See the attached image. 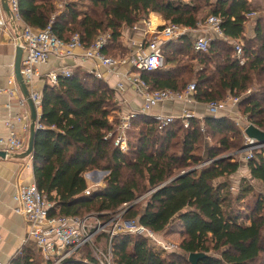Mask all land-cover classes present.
<instances>
[{
  "label": "trees",
  "instance_id": "obj_1",
  "mask_svg": "<svg viewBox=\"0 0 264 264\" xmlns=\"http://www.w3.org/2000/svg\"><path fill=\"white\" fill-rule=\"evenodd\" d=\"M249 1L68 0L60 12L53 0H20V12L24 23L36 30L46 29L55 17V35L69 41L78 34L85 48L108 35L102 53L114 59L129 54L121 41L123 29L148 21L151 14L191 30L219 17L230 41L213 39L208 53L196 51L190 36L167 42L164 66L141 72V78L152 91L182 93L195 84L194 98L204 105L239 98L237 111L264 132V19H259L253 38L247 37V15L254 11ZM237 42L243 43V65L236 55ZM41 101L42 128L33 153L35 183L55 203L58 216L81 217L93 211L106 222L149 194L144 210L135 204L125 220H135L161 237L179 235L178 250L163 252L145 237L119 234L112 241L118 264H191V254L207 256L198 264H264V192L254 206L251 203L252 181L264 189L263 154L246 162L248 179L237 192L226 180L242 167L234 157L222 159L244 148L242 141L245 146L236 119L228 114L197 117L189 128L176 120L159 129L153 116L139 115L127 132L124 153L115 145L119 119L110 120L117 112L115 92L103 81L76 71L69 78L60 77L56 86L47 85ZM209 136L222 138L202 155L200 146L211 141ZM207 162L211 163L197 169ZM97 171L108 173L104 186L87 196L85 175ZM13 264L46 263L36 245L29 244ZM62 264H95V259L84 248Z\"/></svg>",
  "mask_w": 264,
  "mask_h": 264
},
{
  "label": "built area",
  "instance_id": "obj_2",
  "mask_svg": "<svg viewBox=\"0 0 264 264\" xmlns=\"http://www.w3.org/2000/svg\"><path fill=\"white\" fill-rule=\"evenodd\" d=\"M1 1V0H0ZM68 0H53L58 11H63ZM230 1V0H222ZM10 11L13 15L16 30L14 41L23 49V59L21 72L24 81L29 89L30 97L33 100L37 110L41 107L42 96L35 91V79L38 77L37 67L45 64L51 58L58 59H75L77 51H83L82 59L96 63L99 67L109 71H114L118 66L127 64L130 72L125 76V80L135 89L137 94L143 99L142 107L139 112H131L119 119V125L115 131V145L122 152L128 151V134L132 127V120L139 115H151L158 122L159 129H164L174 124L176 120H181L185 128H189L190 121L197 118L190 108H184L179 117L167 116L163 114H153L152 110L166 103H181L189 106L197 102L194 98L196 85L191 84L187 89L180 92L173 91H152L150 86L141 78V72H155L164 66L163 44L158 37H152L149 41H145L146 51L131 55L126 60H117L106 56L102 53V49L106 46L109 36L99 37L90 48H85L81 42V37L75 34L69 41L59 39L53 29L55 17L52 18L50 25L44 30H36L26 25L21 17L20 0H8ZM264 3V0H263ZM59 12V13H60ZM254 14L247 15V18L253 17ZM144 24L150 25L148 21ZM222 21L219 17H210L206 24L201 25L196 30L181 27L176 24H169L162 31H152V35H160L164 40L178 41L183 37L189 36L193 31L204 29L214 32L220 40L230 41L223 34L221 29ZM194 48L196 51L208 53L210 41L206 37L193 38ZM145 47V48H146ZM237 58L241 60V64L245 63L242 59L243 47L237 42L235 44ZM95 77L101 79L99 73H94ZM73 75L70 71H57L48 74L50 85L56 86L60 77L69 78ZM12 84L15 81H11ZM124 84L118 83L117 89L123 90ZM2 91H0L1 97ZM11 92L10 94H12ZM249 94L254 91L250 90ZM240 100L236 97H228L226 100L210 102L205 104L207 113L211 117H217L221 114H232L236 116L237 123L245 120L247 125L243 128V136L245 146L241 152H245L246 161H250L256 154H263L264 143L250 139L245 130L253 125L248 119L237 111ZM22 105H26L25 101H21ZM17 122L22 123V118L17 117ZM13 123H9L11 126ZM254 126V125H253ZM13 127V125H12ZM41 129L42 125H38ZM27 130V126H24ZM110 135L109 137H111ZM27 148L23 138L16 132H11L7 138H0V151L6 154H20ZM240 152V151H239ZM211 162L204 163L199 166L203 168ZM91 189L85 192V195H91ZM149 194L140 198L143 200ZM16 207L14 212L23 217L29 224V232L27 242L36 245V249L42 255L46 264H62L71 259V257L79 250L88 248L95 259V264H118L115 260L113 250V238L119 234H129L134 236H142L148 239L157 250L163 252H173L178 250V246L170 242H165L161 236L154 231L140 225L137 221L124 220V214L130 209V206L121 209L119 214L113 215L110 220L104 222L101 214H93L86 217H63L58 216V209L54 202L50 201L47 195L42 193L36 183L21 185L17 188L14 198ZM139 201H136L137 204ZM55 216H52V214ZM102 235H108L104 241L98 238ZM21 251L18 253L20 255ZM17 255V256H18ZM13 264V259L7 263Z\"/></svg>",
  "mask_w": 264,
  "mask_h": 264
},
{
  "label": "crops",
  "instance_id": "obj_3",
  "mask_svg": "<svg viewBox=\"0 0 264 264\" xmlns=\"http://www.w3.org/2000/svg\"><path fill=\"white\" fill-rule=\"evenodd\" d=\"M249 3L254 7V11L250 13L254 16L248 19L245 33L247 37L253 38L259 19H264V3L263 0H250ZM148 22L150 25L143 22L132 28H124L127 30L123 29L121 41L129 49V54L127 57L117 60L124 61L131 55L146 51L145 41H149L152 37H158L163 45L168 42L157 35L156 32L154 36L151 34L152 31L161 30L168 24L156 14H151ZM127 33H130L128 37ZM15 34L0 1V91H2L0 97V138H7L11 132H16L28 145L31 125L30 110L27 103L26 105L21 104V101L25 100L15 79V62L18 48L14 41ZM189 36L192 38L206 37L211 41L218 38L214 32L202 28L193 31ZM82 55L83 51L80 50L76 52L75 59L53 57L49 62L38 65V77L35 79L34 85L35 91L42 96L45 87L50 85L48 74L51 72L70 71L74 73L80 71L93 76L94 73H99L102 76L99 80L115 92L117 112L112 115L110 119L112 122L115 118L118 120L131 112L140 111L143 99L125 80V76L130 72L127 64H122L114 71H109L99 67L94 62L84 61ZM13 80L15 81L14 84L11 83ZM118 83H123L125 88L118 91ZM11 92L13 93L10 94ZM185 107L190 108L199 118L209 116L205 105L198 101L189 106H184L181 103H166L153 109L152 113L179 117ZM37 112L38 116L41 117V107ZM17 117L22 118V123L17 122ZM9 123L13 124L10 126ZM25 125L27 130L24 129ZM8 155L10 154H7L6 158H0V262L2 263H7L16 258L24 247L33 244L27 242L29 224L23 217L14 212L16 202L13 199L19 186L35 182L33 156L25 160H19L12 159ZM93 173L88 174L89 180L97 181L100 174L92 175Z\"/></svg>",
  "mask_w": 264,
  "mask_h": 264
},
{
  "label": "water",
  "instance_id": "obj_4",
  "mask_svg": "<svg viewBox=\"0 0 264 264\" xmlns=\"http://www.w3.org/2000/svg\"><path fill=\"white\" fill-rule=\"evenodd\" d=\"M1 4H2L4 12L6 13V15L9 19L11 27L14 30H16V24H15L13 15L10 11L8 0H1ZM22 59H23V49L18 45L16 62H15V79H16V82L18 84V87L20 89L22 96H23L24 100L26 101V103L29 107L30 120H31L30 134H29L27 149L23 153H20V154L8 155L12 159H19V160H25V159H28V158L33 156L34 149H35V143H36V139H37L38 131H39L38 125H41V119H42V116L41 117L38 116L37 108H36L33 100L30 97L29 89H28V87L24 81V78H23V75L21 72ZM245 133L250 139L256 140L261 144L264 143V132L261 131L260 129H258L257 127L250 125L245 130ZM6 157H7V154L5 152H0V158H6ZM225 158L226 157H223L222 159H225ZM191 172H193V170L185 172L182 175L177 176L172 181L179 180L180 178H182L188 174H191ZM97 174L104 176V175H107L108 173L97 171V172H94L92 175H97ZM135 204L136 203L131 205L130 208L135 206ZM206 257L207 256L205 254H191V255H189L188 261L191 264H198L199 261L205 259Z\"/></svg>",
  "mask_w": 264,
  "mask_h": 264
},
{
  "label": "rangeland",
  "instance_id": "obj_5",
  "mask_svg": "<svg viewBox=\"0 0 264 264\" xmlns=\"http://www.w3.org/2000/svg\"><path fill=\"white\" fill-rule=\"evenodd\" d=\"M127 28V27H126ZM124 30H127V29H124ZM124 30H123V32H124ZM129 34L130 33H127V37L129 36ZM242 47H243V43H240V42H238ZM237 110H238V108H236ZM234 115V113H232V114H230V115H228V116H231V117H233V119H236L237 120V118H236V116H233ZM116 120V119H115ZM115 120H114V122H115ZM237 121H239V120H237ZM239 125V124H238ZM245 125H247V123H246V121L245 120H243V121H241L240 120V128L243 130V128H244V126ZM206 137H207V133L206 134H204ZM210 137V136H209ZM211 138V141L210 142H207V144L205 145V142L204 143H202V145L200 146V150H199V153L200 154H204L205 153V151H206V149L209 147H212L213 145H215V143H216V141H218L220 138H222V137H218V138H212V137H210ZM242 146L244 147V144H243V141H242ZM243 148H241V149H239V150H237V151H235V152H230V153H226V154H224L222 157H234L237 161H239L241 164H242V167H241V170H240V172L238 173V174H236V175H234V176H231L229 179H226V180H228V181H230L231 182V185L232 186H234V189H235V191L237 192L238 191V187H239V185L241 184V182H242V180H244V179H248V173H247V170H246V160H245V158H246V154H245V152H241V150H242ZM240 151V152H239ZM98 172H105V171H98ZM88 174H91V173H88ZM88 174H86L85 176H86V181L88 182V186H89V189H91V191H93L95 188H103V186H104V180H105V178H106V176L108 175H100V178L97 180V181H91V180H89V175ZM252 181V180H251ZM252 185H254V188H255V196H254V198L253 199H251V203L253 204V206H254V202L256 201V198H258V196L262 193L263 194V192H264V189H263V186L260 184V183H258V182H254V181H252ZM88 189V190H89ZM140 196H139V198H138V200L137 201H139L137 204L140 206L139 207V211H142V209L144 210V208H145V206H146V203L144 202L145 200V198L143 199V200H140ZM120 211L121 210H119L118 212H117V214H119L120 213ZM127 213V212H126ZM93 214H97L96 212H85L84 211V214L83 215H81V217H86V216H89V215H93ZM125 216H126V214H124V220H125ZM107 222V221H106ZM162 238H163V240L165 241V242H170V243H172V244H174V245H177V246H179V244H180V238H179V235L178 234H176V233H174V234H170V235H162ZM105 242V241H104ZM182 255H183V253H182Z\"/></svg>",
  "mask_w": 264,
  "mask_h": 264
}]
</instances>
